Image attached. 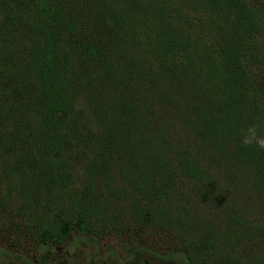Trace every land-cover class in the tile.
Masks as SVG:
<instances>
[{"label":"trees","instance_id":"1","mask_svg":"<svg viewBox=\"0 0 264 264\" xmlns=\"http://www.w3.org/2000/svg\"><path fill=\"white\" fill-rule=\"evenodd\" d=\"M251 125L264 0H0V212L45 253L134 221L174 244L117 264H264Z\"/></svg>","mask_w":264,"mask_h":264},{"label":"rangeland","instance_id":"2","mask_svg":"<svg viewBox=\"0 0 264 264\" xmlns=\"http://www.w3.org/2000/svg\"><path fill=\"white\" fill-rule=\"evenodd\" d=\"M25 223L24 219L20 221L13 215L9 220L0 212V264H117L114 259L120 260L123 255L121 246L125 243L139 241L158 249L174 244L168 231L139 227L132 221L106 230L97 248L80 247L77 237L69 235L64 244L52 245L49 253H45L36 239L37 226L28 228Z\"/></svg>","mask_w":264,"mask_h":264},{"label":"clouds","instance_id":"3","mask_svg":"<svg viewBox=\"0 0 264 264\" xmlns=\"http://www.w3.org/2000/svg\"><path fill=\"white\" fill-rule=\"evenodd\" d=\"M241 143L245 148L255 146L258 150L264 151V136L258 135V128L255 125L247 128Z\"/></svg>","mask_w":264,"mask_h":264}]
</instances>
